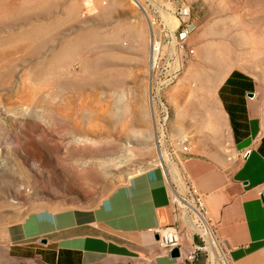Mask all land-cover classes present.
<instances>
[{
	"label": "rangeland",
	"instance_id": "obj_1",
	"mask_svg": "<svg viewBox=\"0 0 264 264\" xmlns=\"http://www.w3.org/2000/svg\"><path fill=\"white\" fill-rule=\"evenodd\" d=\"M153 1L0 0V264H39L7 250L10 224L28 214L93 208L162 163L159 152L173 176L169 150L156 143L168 91L209 99L239 69L255 80L264 123V0H156L170 31L191 25L194 54L152 100Z\"/></svg>",
	"mask_w": 264,
	"mask_h": 264
},
{
	"label": "crops",
	"instance_id": "obj_2",
	"mask_svg": "<svg viewBox=\"0 0 264 264\" xmlns=\"http://www.w3.org/2000/svg\"><path fill=\"white\" fill-rule=\"evenodd\" d=\"M191 92L192 99L185 89L167 93L165 146L178 174L156 164L93 208L30 213L10 224L8 254L39 264H188L171 259L155 234L175 226L183 244H202L172 195V186L186 183L203 195L226 263L264 264V123L255 111V80L232 69L209 99ZM192 264L218 263L208 250Z\"/></svg>",
	"mask_w": 264,
	"mask_h": 264
},
{
	"label": "built area",
	"instance_id": "obj_3",
	"mask_svg": "<svg viewBox=\"0 0 264 264\" xmlns=\"http://www.w3.org/2000/svg\"><path fill=\"white\" fill-rule=\"evenodd\" d=\"M159 7H161L160 4L154 0L152 8H150V14H146L152 32L149 67V83L152 100L155 98L156 94L161 93L165 88L175 83L177 77L181 74L182 60H186L188 55L194 54V50L189 49L186 44L191 33V25L187 21H182V25L181 23L179 24L181 28H178L175 32L170 31L157 11ZM163 43L169 48H178L179 56L175 55L170 57L166 55L163 51ZM159 108L160 132L157 135L156 143L158 146H161L166 142V124L169 117V110L164 106L162 101H160ZM182 149L185 151L186 147ZM167 156L170 157L169 154H167ZM160 164L163 165L162 163ZM182 188L183 191L181 195L176 194V201L185 209L188 218L192 219V223H194L196 227L202 228L204 224L208 225L211 232L212 249L210 250V246L205 237L199 233L198 236L201 238L202 244H183L178 229L175 226H162L155 230L160 248L166 253H170L175 248L178 249V259H182L188 264L194 263L200 254L210 250L214 254L218 264H227L225 254L218 246L208 220L203 195L195 187L186 183H183ZM172 190L176 191L173 186Z\"/></svg>",
	"mask_w": 264,
	"mask_h": 264
},
{
	"label": "bare ground",
	"instance_id": "obj_4",
	"mask_svg": "<svg viewBox=\"0 0 264 264\" xmlns=\"http://www.w3.org/2000/svg\"><path fill=\"white\" fill-rule=\"evenodd\" d=\"M164 15H165V13H164ZM168 18V17H167ZM168 21V20H167ZM159 159H160V161L162 162V164H164V162H165V158H164V154L163 153H161V152H159ZM172 195H173V197H175V199H177L176 197V194H173L172 193ZM192 226H193V229L196 231V232H198L199 234H201L202 236H204L205 237V239H206V241H207V243L209 244V246H210V249H212V238H211V232H210V228L208 227V225L207 224H204V226L202 227V228H198V227H196L195 226V224L194 223H192Z\"/></svg>",
	"mask_w": 264,
	"mask_h": 264
},
{
	"label": "water",
	"instance_id": "obj_5",
	"mask_svg": "<svg viewBox=\"0 0 264 264\" xmlns=\"http://www.w3.org/2000/svg\"><path fill=\"white\" fill-rule=\"evenodd\" d=\"M252 96V94H251ZM169 257L173 260L177 259L179 257V251L178 249H173L170 253H169Z\"/></svg>",
	"mask_w": 264,
	"mask_h": 264
}]
</instances>
